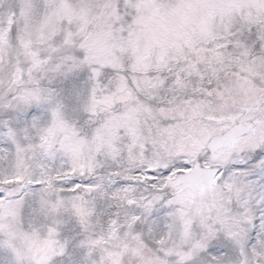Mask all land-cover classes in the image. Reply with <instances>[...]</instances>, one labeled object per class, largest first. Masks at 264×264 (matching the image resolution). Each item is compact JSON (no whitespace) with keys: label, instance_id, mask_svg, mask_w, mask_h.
I'll return each instance as SVG.
<instances>
[{"label":"snow or ice","instance_id":"obj_1","mask_svg":"<svg viewBox=\"0 0 264 264\" xmlns=\"http://www.w3.org/2000/svg\"><path fill=\"white\" fill-rule=\"evenodd\" d=\"M0 264H264V0H0Z\"/></svg>","mask_w":264,"mask_h":264}]
</instances>
